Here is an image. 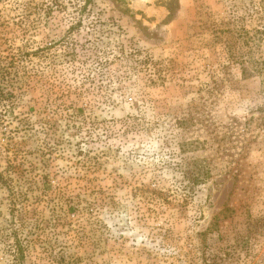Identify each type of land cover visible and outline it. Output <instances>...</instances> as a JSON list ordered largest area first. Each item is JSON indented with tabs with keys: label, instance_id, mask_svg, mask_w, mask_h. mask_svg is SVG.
<instances>
[{
	"label": "rangeland",
	"instance_id": "obj_1",
	"mask_svg": "<svg viewBox=\"0 0 264 264\" xmlns=\"http://www.w3.org/2000/svg\"><path fill=\"white\" fill-rule=\"evenodd\" d=\"M0 264H264V0H0Z\"/></svg>",
	"mask_w": 264,
	"mask_h": 264
},
{
	"label": "trees",
	"instance_id": "obj_2",
	"mask_svg": "<svg viewBox=\"0 0 264 264\" xmlns=\"http://www.w3.org/2000/svg\"><path fill=\"white\" fill-rule=\"evenodd\" d=\"M89 0H87V2H88Z\"/></svg>",
	"mask_w": 264,
	"mask_h": 264
}]
</instances>
